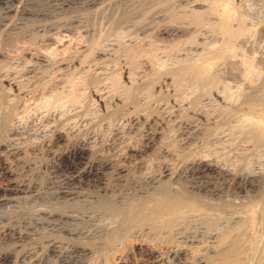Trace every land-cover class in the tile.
<instances>
[{"label":"bare ground","instance_id":"obj_1","mask_svg":"<svg viewBox=\"0 0 264 264\" xmlns=\"http://www.w3.org/2000/svg\"><path fill=\"white\" fill-rule=\"evenodd\" d=\"M57 1H60L61 8L64 10L72 9V7H78L83 11L93 10L98 6L101 7L103 3H106V0ZM154 1L157 3L155 2V4H153ZM159 1L161 0H110L109 3L107 2L108 4L106 6H103V8L107 11H114L116 8V10L112 12L113 14H111L115 19V24L119 28H127L129 26L134 27V25L137 23V20L143 16L144 11L148 13V11H151L154 6L159 7ZM166 1L170 2V0ZM173 1L177 3V7H182V9L185 10L190 9V7L189 9H186L189 5H192L191 7L194 9H201V11L197 10V13L192 12L193 16L190 14L192 16L191 18L193 19L189 22H191V25L193 24L197 28H203L205 26L207 23L206 21L208 20V13L211 14V16L209 15L210 18L215 13H219L217 22L215 21L211 24L208 22L210 25H206L207 27H204L203 30H207V28H209L211 32L221 35L220 38L222 40V47L220 48L222 52H217L214 50L215 52L212 54L213 56L210 55L212 59L208 57V60H204L201 63L194 62L186 65L183 68H176L174 70L172 68V72H162L157 75L154 81L151 80L154 84L150 82L153 84V87L155 86L157 88H161L165 83L170 84V81L173 83L175 88L177 86H180L181 88L184 82L189 84V86H196V89L199 90L198 95L192 102L187 103V106H190L185 110L187 112V118L179 119L177 125V127H179V134L174 138L173 142L175 141V143L178 144V147H184L183 145L187 144L189 141L191 142V140H196L199 141L200 144L203 143V146H199L197 149L190 150L187 153V158L184 156L185 159L177 163L173 169L169 168L168 163L159 159V155L162 151L160 149L161 151L158 150L157 152L158 159L155 161L156 164L154 165L156 169H153L152 171L150 170V172L146 171L147 173L145 172L138 176L133 175L131 172L133 169L137 168L140 170L141 168L145 167V164L141 161L132 164L134 161H129L131 158L130 153H147L149 148L156 141L157 137L162 136L164 134L163 132L166 131L167 128H170V126L172 127L173 123H170V121L174 116H171L172 114H170L167 117H164L161 116L159 112L154 111H149L147 114L142 115L141 109L138 106V108H134L135 111H131L133 108L131 109L129 107L131 110L130 112L127 111L128 113L124 117L126 124L130 127L136 125L138 122L142 123H139L140 125H143L142 130L139 129L140 139L135 144L129 142L131 144L128 143L123 148L121 153H117L115 150L116 153L114 155H118L119 157L118 163L116 165H112L111 159L107 158L99 161H89L86 159L83 155L84 146L87 144V137L83 138L86 134H83L82 132H77V134H74L72 137L68 136L69 138L65 141L66 145L62 148L59 147L57 150L54 149L59 146V143L63 140L62 132L58 129V127L53 131L52 135L45 136L39 142L27 141L24 142V145L22 142L17 143L13 139V136H16V132H12L11 130L13 123L19 118V116L33 108L34 104L38 102L43 95L56 91L62 87L63 81L57 82L55 77L54 80H52L51 83L49 82L48 85L43 84L44 86L39 85L36 88L33 87L29 90H23L20 86L11 83L9 79L10 75L6 71V79L4 81L6 84L5 86L4 84H1L2 86L0 87L2 92L0 93V207L8 209V214L4 215L0 213V236L3 239L9 240L12 245H10V242H8L5 245H10V248H3L2 241H0V264H113L112 259L116 253L126 252L127 254L129 253V250L136 251V249L139 247H145L142 250V253L144 254L147 253L153 256L155 253H159L160 255H166L165 257L168 256V258L173 257L172 259H178V255L181 253L180 250L184 249L187 244H192L195 242L196 238L200 237L215 239L217 237H211L212 234L208 232V226H204L203 222L200 221H202L206 215H209L208 212H212L214 215H220L227 211L226 207L224 208L217 203H211L205 198L208 197V195L213 196V199L214 197H222L224 192H222V189L211 188L204 184L203 180L210 178L211 175L215 173L214 171H216L214 168H212L214 162H207V164H204L202 163L201 158H196L195 156H197L202 151L201 149L204 147V145L209 143V140L215 135V131H217L213 127L211 129H207L206 127L217 124L218 119L216 121V117H208L206 113L200 111L201 108H198V104L194 106L193 104H196L197 101L202 100L205 96H213L220 100L222 88L218 87L219 83H226L227 85L234 84L236 85L237 89L241 91L244 90L246 85L245 82L248 80V77H241V65H239V63L236 61L234 62V60L231 61V56L233 57V53L230 56L231 60L229 55L235 47L234 43L236 41L245 39V35L252 27L248 26L250 27L248 29L246 26L247 24H245L241 16L242 14H239L237 15V18H234L235 15H233V12L230 11L232 6L230 10L229 7L226 9V6L230 5V2L227 3L228 0H225L226 2L223 0H209V3L205 1L206 6L210 4L208 5L210 6V12H208L209 10L207 11L205 9V11H203L205 13L202 12L205 6V3H202L204 0H201L202 2L197 0ZM29 2L30 0H0V63L9 64L10 62L21 57L28 59V57L31 56L30 46L25 47L22 50H19L17 46L18 43L23 44L26 42V38H28V34H30L29 32H36L38 35L39 33L43 32L41 41L45 42L51 40L50 33L54 31L57 26L54 28L53 25L34 24L32 26V31L30 28H28V26V30L22 28L26 26V23L23 22L24 19L21 17L25 16L27 18L28 16H31L40 18L48 16L45 14L46 11H44V8L43 10L39 9L40 11L29 10L27 8V4ZM162 2L165 3L164 1ZM114 6L116 7L114 8ZM161 7L155 12L153 11L154 13L152 14L153 21L154 19H157L156 17H158L157 21L159 24L157 27L160 28L155 36H157V34H161V32H165V34L166 32H175L176 35H187L191 25H188L186 22L188 19V16L185 14L186 11H182L185 16L175 13L171 14L170 16L167 15V17L164 14V12L166 13L165 9ZM14 15L19 17H15ZM146 16L148 17V15ZM83 18L84 16L71 17L70 19L66 18L67 21L64 20L65 22H62L58 25L57 29L60 33L57 34H68L67 38H71L69 42H67L68 45L71 44L74 39V36L71 37L74 29L80 24H83ZM167 19H170L169 24L167 23L168 25L164 26L160 24ZM171 19L173 20L171 21ZM143 21L150 22L149 20L145 19ZM109 22L110 21H108V23ZM185 22L187 25H185ZM150 23L140 24V26L135 29V32L137 34L139 32L140 34L145 33L146 31L150 30ZM109 24H106V26ZM151 26H153V24ZM17 29L24 30L21 33H15L14 31ZM128 29H130V27ZM203 30L201 29L199 32H202ZM209 30L206 32H210ZM253 31L251 30L252 33ZM116 32L117 31H115L113 34ZM196 32H198V30ZM196 32L195 34L197 36ZM251 32L248 33V35H251ZM205 33L204 35H207ZM199 34L200 33H198V35ZM209 35L210 33H208V36ZM248 35V39L251 38V36L249 35V37ZM210 36L209 38H213ZM64 38H66V36L62 35V37L58 39L57 43L61 42L60 40ZM242 42L245 41L243 40ZM242 42L237 43L238 45H241ZM174 47L177 48L176 45H174ZM134 48L136 49V47ZM143 48L144 47H139L137 48L138 50H136L141 52V54L142 52L146 53V49ZM48 50L50 49H46V51ZM64 50H66L65 47ZM134 50L129 52L135 55L137 52ZM151 50H148V56L149 61L153 62V53L155 51L153 52V49ZM137 55L138 54H136V57ZM36 60H38L40 63L43 62L42 60L40 61V57L38 59L36 58ZM63 60L64 59H60L57 61V63H65V60ZM69 60V63L74 64L77 62V60L73 59V57ZM246 62L247 61L244 60V63ZM220 65H223L224 68H222ZM214 66H220L219 68L224 69V71L219 69L222 71V73L213 76L211 75L210 71L214 70ZM246 67L247 66H245V68ZM87 79L89 80L86 85L89 86L91 90L89 92V97L95 98L98 96L97 94L99 91H93L92 88L97 84V82L92 80L93 77ZM114 82V85L116 86V79ZM186 83L184 86H186ZM149 86L152 87V85ZM247 88L249 87L247 86ZM251 89L252 92L250 94H254V97L257 98V96H255L257 93L260 94L264 92V80H261L260 86ZM226 92H228V89H226ZM59 96L60 95L56 96L54 99L55 101L52 103L51 110L54 108L55 103L59 101ZM172 97H175V95H165L163 97L165 98L164 102L170 103L172 104L173 108H176L180 103ZM248 97L250 96L248 95ZM11 100H13L12 103H10ZM161 100L159 99V101ZM244 100L245 99L242 101ZM71 102H77V87L75 86L73 89ZM260 102L257 100L256 102L240 103L237 105L238 109L236 110L239 112L241 111L242 114L244 113L243 116L246 114L250 115V117L248 116L250 119L251 115L253 120L258 119V117H263L261 114L264 111V107L260 104ZM134 104L137 103L135 102L133 105ZM129 106L132 105L129 104ZM229 106L231 107L232 105ZM234 108H236V106L232 109ZM237 112H234L235 115ZM234 113L228 109L226 115L223 116H234ZM222 114H224V112ZM255 115H258V117L254 118ZM178 116L179 115H177V117ZM224 120L228 122L230 118L228 117ZM263 122L258 123L261 124ZM169 123L171 125L168 127ZM258 123L255 122L249 124V129L247 132L243 131L244 133L240 138V142H251V146L255 149H258L260 146L264 147V128H262L264 125L261 124V126ZM119 134H113V137H111L109 142H103L99 140V144L101 143V146L103 147L100 150L102 151L104 148L107 149L108 146V148H111L113 145L111 141L117 142L118 139L120 140ZM50 155L52 157L48 161L40 160L38 157L40 156L43 158V156L46 157ZM188 155H190V157H188ZM131 164L134 166L132 169L131 166H129ZM18 166L20 168L22 167L23 169V172L21 171L22 173L20 174L15 172V169L16 167L18 168ZM36 168H38V172L40 171L39 168L51 169L53 176L50 177L51 179L49 178L47 184L41 185L42 182L37 180L39 178L36 179L38 181L37 182L35 180L37 176L34 177V179L32 177L31 179L27 178L28 175L26 173L32 170L35 171ZM109 168H113V175L111 178H106V170ZM33 171L32 173L34 174ZM62 172H68L70 175L68 174L69 176L64 177V175H61ZM59 178L63 179L58 180ZM45 179L47 180V178ZM181 179H185L187 183L186 186H182L181 184L177 183V181ZM261 179L264 180V176H262ZM79 182H95L97 184L96 187L98 191L93 193L91 192V194H89L90 192H88V194H82L81 192L76 191L75 185ZM230 183L229 184L239 190V192L240 190L244 191L253 188L254 186L251 184V182L244 183L242 185L239 179H233ZM43 189L44 191H42ZM261 190H263L261 192L264 193V189L262 188ZM100 192L104 195L109 193L110 195L111 193L118 194L116 201L115 198L112 199L114 203H116L115 206L111 208H109V206L108 208H101V206L99 207L98 204L96 205L98 208H94L93 204L97 203L101 199L99 197L100 195H98ZM20 194L27 195L26 199L28 201H26V203L32 201L35 204V202L39 201L37 206H42L44 208L30 211L26 210L22 205H12L14 202H19H17L15 199H12L11 196H18ZM204 194H207V196L204 197ZM66 196H75L74 199L76 200L81 198L82 202H80L78 206H73L72 203L69 202V204H66V202L61 201V199H64V197L66 198ZM108 197L109 196H107V199ZM84 198L86 199L82 200ZM256 198L260 199L257 196ZM103 199H106V197ZM256 200L255 202H257ZM253 202L250 203L253 204ZM42 203H55L54 205L56 206H44ZM76 203L77 202L75 201V204ZM28 206L31 207L30 205ZM105 206H107V203ZM252 206L247 210H241L240 213L236 212L235 207L230 210L231 215H236L235 217L232 216L234 221L240 225L234 232L232 231L230 238L228 237L227 239L226 236L224 237L226 238L224 239L226 240V243L223 242V244L220 245V250L218 251L217 256L214 258V260L216 259L214 261L215 263L264 264V204L261 205V209H257V207L253 208ZM207 217L205 219H207ZM106 220L110 222L105 224V222H107ZM206 222H210V220ZM215 223L217 222L215 221ZM203 261L202 259L197 261L194 260L193 264H205L206 262Z\"/></svg>","mask_w":264,"mask_h":264},{"label":"rangeland","instance_id":"obj_2","mask_svg":"<svg viewBox=\"0 0 264 264\" xmlns=\"http://www.w3.org/2000/svg\"><path fill=\"white\" fill-rule=\"evenodd\" d=\"M109 1L106 0L105 1L106 3H103L101 7L100 6L96 7L95 9H93L94 11L93 10L83 11L78 7H72V9L64 10L61 8L60 1L57 0H30V2L27 4V8L33 11H40L43 10L44 8V11H46L45 14H47L48 16H44L40 18L31 17V16H28L27 18L25 16L21 17L22 19H24L23 22L26 23V26L22 28L26 30L30 28L32 31V26L34 24L53 25L54 28L55 26L57 27L55 28L54 31L50 33L51 36L50 41H45V42L41 41L43 32L39 33V35L36 32L34 33L32 32L33 34L29 32L30 34H28V38H26V42H24L23 44L18 43L17 46L19 50H22L25 47L30 46L31 56H29L28 59L21 57L17 60L10 62L9 64L0 63V87L3 84L5 86L6 84L4 83V81L6 79L5 74L7 72L10 75L9 79L11 83L20 86L23 90H29L33 87L36 88L39 85L42 86L48 85L49 82L51 83V81L54 80L55 77H56L55 80L57 82L63 81V85L56 91L43 95L42 98L34 104L33 108L29 109L27 112L19 116V118L11 126L12 132H16V136H13V139L17 143L22 142L23 145L24 142L27 141L39 142L45 136L52 135L53 131L58 127V129L61 130L62 132L63 140L59 143V146H57L54 149L57 150L59 149V147L62 148L66 145L65 141L69 137L74 136V134H77V132L78 133L82 132L83 134H86L83 138L87 137L86 138L87 144H85L84 146V155H83L86 159H88L89 161L90 160L99 161L104 158H107V159H111L112 165H116L118 163V158H119L118 155H114L116 151L117 153H121V151H123V148L129 142L135 144L140 139L139 133L143 127V125L140 124L142 123L138 122L136 125L130 127L126 124L124 117L128 112H130L132 108L133 109L131 111H135L134 108L139 107L141 109L142 115L147 114L149 111H154V112H159V114L164 117H167L170 114H172L171 116L174 115L175 117L173 116L170 121V123H173L172 127L170 126L171 124L169 123L168 127L170 126V128H167L166 131L163 132L164 134L162 136L157 137L154 144H152V146L149 148V151L146 150L147 153H143V152L130 153L131 158L129 161H134L132 164L137 163L139 161H141L142 163L144 162L145 164L144 167L145 169L144 168H141L140 170L137 168L133 169L131 171L132 174L138 176L142 173H145L146 171L150 172V170L152 171L153 169H156L154 165L156 164L155 161H157L158 159L157 152L160 149L162 151L160 150L161 154L159 155V159L168 163L169 168L173 169L177 163L187 158V153L190 150L197 149L199 146H203V143L200 144L199 141L196 140H191V142L189 141L187 144L183 145L184 147H178V144L175 143V141L173 142L174 138L179 134L178 131L179 127H177L178 121L180 118L183 119L187 118V112L185 110L187 107H190L187 106V103H190L194 99H196L199 90L196 89V86H189V84H187L186 82H184V84L186 83V86L182 84L181 88L180 86H177L175 88V86L171 81L170 84L165 83L162 85L161 88H157L155 86L153 87L154 83L152 81H154L157 75L162 72L163 73L169 71L172 72V68L173 70L176 68H183L186 65L194 62L201 63L204 60H208L209 58L212 59L210 55L213 56L212 54L215 51L222 52L220 48L222 47L221 46L222 40L220 38L221 35L219 34L217 35L211 32L209 28H207V30L206 29L203 30L204 27L206 28L211 23H214L215 21L217 22V17L219 13H215L214 15L212 14L213 16L211 18H214L215 20L211 19L209 17V15L211 16V14L208 13L207 14L208 20L206 21L207 23L205 24V26L203 28H197L193 24L191 25V22L189 21L193 19L191 18L193 16L192 12L197 13L198 12L197 10L201 11V9H194L191 7L192 5L191 6L189 5L186 9H189L190 7L191 10L190 9L185 10L182 9V7H177L176 5L177 3H175V1L173 0H170V2L169 1L167 2L166 0H161L159 1L160 3L159 7L154 6L151 11H148V13L144 11L143 16L140 17L141 19L139 18L137 20V23L134 25L135 28L133 26H129L130 29H128L129 27L119 28L115 24L114 21L115 19L111 14H113L112 12L116 10L115 8L116 6H114L115 8L114 11H107L106 9L103 8V6H106L109 3ZM162 1H164L165 3H163ZM197 1L202 2L201 0H197ZM205 1L209 3V0L208 1L204 0L202 2L203 4L205 3L202 12L205 11V9L207 11L210 9L209 8L210 6H208L210 4L207 3L208 5L206 6ZM155 2L156 1H154L153 4H155ZM229 2L230 5L227 4ZM227 3L226 4L228 6H226L227 7L226 9H228L229 7L230 10L232 6L230 11L233 12L232 13L233 15H235L234 18H237V15L242 14L241 16L245 24H247L246 26L252 27L250 30H248V33H250L251 30L252 31L254 30L253 33L251 32V35L249 34L251 38L248 39L247 37L248 33H247L245 35V39L241 38L242 40L236 41L234 43L235 47L233 46L235 49L233 48V51H231L229 55L230 58V56L233 53V57L231 56L232 60L231 58L230 60L231 61L234 60V62L236 61L239 63V65H241L240 67L241 77L244 78L248 77L247 78L248 80H246L245 82L246 85L244 90L242 89L243 91L237 89L236 85L234 84L227 85L226 83H219L220 85L218 84V87L222 88L220 93V100L216 99L213 96H205L202 100H199L196 102V104H193V106L198 104V108H201L200 111L206 113L208 117L214 116L216 117L215 118L216 121L218 119L217 124L209 125L206 127L207 129H211L213 127L217 131H215V135L209 140V143L204 145L203 148L201 147L202 151L197 156H195L196 158H201L202 163L204 164H207V162H214L212 168L216 170L214 171L215 173L211 175L210 178H207L203 181L205 185L215 189H222V192H224L222 197H214V199L212 198L213 196L208 195V197H205L207 196V194L203 195L211 203H217L224 208L226 207L227 209L226 212L220 215H214L212 214V212H208L209 215H206L203 218L204 221L203 219L202 221H200L203 222L204 226H208V232L212 234L211 237L217 236L216 237L217 239L211 238L212 239L211 240L210 238H200V237L196 238L197 240L195 239V242H193L192 244L191 243L187 244V246H185L184 249L180 250L181 253L178 255V259L175 258L172 259L173 257L168 258V256L165 257L166 255H160L159 253H155L153 256L147 253L144 254L142 253V250L145 247H139L136 249V251L129 250V253L127 254L126 252L116 253L114 258L112 259L113 264H193L194 260L197 261L199 259L200 260L202 259V261L204 260L203 262H206L205 264H209V263L216 264L217 262L216 263L214 262L216 260V259L214 260V258L217 256V253L220 250L221 247L220 245H222L223 242L226 243L225 242L226 240H224L226 238L224 237L226 236L227 239L228 237L230 238L232 235L231 234L232 231L234 232L236 228L240 225L234 221L233 217H235L236 215L234 214L231 215L230 210H232L235 207L236 212L240 213L241 210L242 211L247 210L251 208L252 205L253 208L257 207V209H261V205L264 204V200H263L264 193L261 192L263 191L261 189L262 188L264 189V185H263L264 180L261 179V177L264 176V149H263L264 147L260 146L258 149L257 148L255 149L251 146V142L248 141L240 142V138L242 137L243 133L247 132V130L249 129V124L264 121L263 120L264 111L261 114L263 115V117H261L263 120L262 121L261 118L258 117V115L254 116V118L258 117V119L253 120L252 115L250 119L249 118L250 115L246 114L247 116L246 115L243 116L244 113L242 114L241 111L239 112L238 110H236L238 109L237 108L238 104L245 102L247 103L256 102L257 100H259L260 102L261 97L264 96V92L260 94L257 93V95H255L257 96V98L254 97V94H250L252 92L251 88L254 89L260 86L261 80H264V0H228ZM162 5H164L165 7ZM170 6L176 10L172 9ZM160 7L164 8L166 13L169 12L167 14L164 12L166 16L167 15L170 16L171 14H175V13L176 14L179 13L178 15H184V16L186 14L188 16L186 22L188 25H191L188 34L183 36L179 34L176 35L175 32L174 33L166 32V34L165 32H161L162 35L157 34V36H155V34L160 30V28L157 27L159 24L157 21L158 17H156L157 19L156 20L154 19L153 21L152 14ZM168 9H172V10H168ZM192 9L196 11H193ZM182 11L183 12L186 11V13L183 14ZM208 12H210V10ZM146 15H148V17ZM14 16L19 17L17 15ZM76 16H84L83 18L84 20H82L83 24H80L77 28L74 29L73 33L71 34L72 35L71 37L74 36L73 38L75 40L73 39L74 42L72 41L71 44L68 45L67 42H69L71 38L70 37L67 38L68 34L58 35L57 33L60 32L57 28L60 23L67 21L66 18L70 19L71 17L73 18ZM144 19L149 20L151 23L148 21H143ZM172 20L173 19H171V21ZM108 21H110L111 23L109 22L110 23L109 24ZM169 21L170 19L169 20L167 19L166 21H163L160 24L166 26L169 24ZM144 22H146L147 24L150 23L151 25L153 24V26L149 25L150 30L146 31L143 34H140V32L137 34L135 32V29L138 26H140V24H146ZM186 22L185 25H187ZM106 24L109 25L106 26ZM110 25L111 27L112 26L113 27L111 28ZM250 27H248V29ZM196 28L198 32H196L197 31ZM24 29L21 30L17 29L14 32L21 33ZM199 29L200 30L202 29L204 33L209 30L210 32L208 33H210V35L212 33L213 35V36L212 35L209 36L213 38H209L207 32L205 33L207 35H204L203 31L199 32L200 31ZM115 31L117 32L113 34ZM195 32L199 37L202 34L201 37L200 38L197 37ZM198 33L200 34L198 35ZM109 34L112 36H110ZM62 35L66 36V38L60 40L61 42L57 43L58 39L62 37ZM243 40L245 42H242ZM237 42L238 43L242 42V44L238 45ZM174 45H176L177 48H175ZM64 47L66 50H64ZM130 47L132 48V50L135 49L134 47H136V49L139 47H144L147 52L146 53L142 52L141 54V52L137 51L138 49L137 50L135 49L134 51H136L137 52L136 54H138L136 57V54L133 55L132 53L129 52V51L132 52ZM46 49H50V50L46 51ZM149 49L150 50L153 49V52L155 51L153 53V62L149 61V56H148ZM39 57H40V61L41 60L43 61L42 63L36 60V58L38 59ZM72 57L73 59L77 60V62L74 64L69 63L70 61L69 59ZM60 59H64L65 63H57V61ZM244 60L247 62L244 63ZM220 66L224 68L223 65ZM245 66L247 67L245 68ZM219 67L214 66L213 68L214 70L210 71L211 75L213 76L219 75L222 73V71L220 70L224 71V69ZM92 77H93L92 80L97 82V84L94 85L92 89L93 91H97V90L99 91L97 94L98 96L95 98L89 97V92L91 90L89 86L86 85L89 80L87 78H92ZM115 79L117 83L116 86L114 85ZM150 82L153 84H151ZM137 84H139L140 86ZM149 85H152L153 88ZM74 86L77 87V102H71ZM247 86L250 89L247 88ZM135 87L136 89L137 88L138 89L136 90ZM226 89H228V92H226ZM181 91L182 92L184 91L183 95ZM0 93H2L1 89H0ZM169 94L170 95L174 94L175 97L172 98H175L177 102H179L181 105L179 104V106L173 108L172 104L165 103L164 99L166 97L165 98L163 97ZM58 95H60L59 101L55 103L54 108H52L51 110L52 103L55 101L54 99ZM248 95L250 97H254L255 99L248 97ZM159 99L162 100L159 101ZM243 99L245 100L242 101ZM12 102L13 100L10 101V103ZM135 102L137 103L134 104L136 107L133 105V103ZM234 103L237 104L235 105ZM129 104L132 106H129ZM260 104L264 107V97H262ZM229 105L232 106L230 107ZM235 106L236 108L232 109ZM228 109L232 111V113L234 112L236 113L238 111L239 114L237 112L236 115L235 113L234 116L232 115L233 117L231 115L223 116L226 115ZM223 112L224 114H222ZM177 115L179 116L177 117ZM228 117L230 118V120H228L227 122L224 119ZM263 123L261 124L264 125ZM258 124L261 125L260 123ZM262 128H264V126H262ZM115 133L116 134L120 133L119 134L120 140L118 139L117 142L111 141V143L113 144L111 148H108L109 147L108 146L107 149L104 148V150L101 151L100 149L103 147L101 146V143L99 144L98 141L100 140L103 142L105 141L109 142L111 137H113V134ZM38 157L40 160L48 161L51 159L52 156L51 155L46 157L43 156V158L40 156ZM188 157H190V155H188ZM132 164L129 165L131 166V169L132 167H134ZM39 170H40L39 172H38V168H36L35 171L32 170L34 174L32 173V171H28L26 173L28 177L27 176L26 177L30 179L32 177L34 179V177L37 176L35 180L39 178L37 180L39 182H42V184L41 183L39 184L45 185L48 183L49 178L53 176L52 171L51 169H44V168L41 169L39 168ZM21 171L23 172L22 167L21 168L19 166L18 168L16 167L15 169L16 173L20 174L22 173ZM68 174H69L68 172L61 173V175L62 176L64 175V177L70 175ZM112 175H113V168L107 169L106 178H111ZM44 177L47 178V180ZM62 179L63 178H59L58 180H62ZM233 179H239L242 185L244 183L251 182V184L254 186L253 188L244 191L240 190L239 192V190H237L232 185H230L231 184L230 182H232ZM177 183L181 184L182 186L187 185L185 179H181L177 181ZM96 185L97 184L95 182H86V183L79 182L76 183L75 186H76V191L81 192L82 194H88V192H90L89 194H91V192L93 193L98 191ZM42 191H44V189ZM98 195H100L99 197L101 199L99 200L100 202L98 201L97 203L93 204L94 208L95 207L98 208L96 206L98 204L99 207L101 206V208L104 207L108 208V206L109 208H111L115 206L116 203H114L112 199L115 198L116 201V197L118 194L111 193L110 195L109 193L107 195H104L103 193L100 192L98 193ZM107 196H109L108 199ZM256 196L259 197L260 199L256 198ZM26 197L27 195L25 194H20L18 196H11L12 199H15L17 202H19V203L14 202L12 205L14 206L22 205L26 210H30V211H35L37 209L44 208L42 206L40 207L37 206L39 201L35 202V204L32 201L26 203V201H28ZM105 197L107 200L103 199ZM74 198L75 196H66V198L64 197V199H61V201L66 202V204L69 202L72 203L73 206H78V204L82 202L81 198L77 200ZM85 199L86 198L82 200ZM255 200L257 202H255ZM75 201L77 202L76 204ZM250 202L251 203L253 202V204H251ZM106 203L107 206H105ZM111 203L113 204V206ZM54 204L55 203H47V204L44 203L43 205L56 206ZM28 205H30L33 208L29 207ZM0 213L6 215L8 214V209H4V207H0ZM206 217L207 219H205ZM229 218L231 221L229 220ZM209 220L210 222H206ZM106 221L107 222H105V224H108L110 222V221L108 222V220ZM215 221L217 223H215ZM0 241H2L3 248H8V247L10 248V245H12V243L9 240L3 239L1 238V236H0ZM8 242H10L9 243L10 245L9 246L5 245Z\"/></svg>","mask_w":264,"mask_h":264}]
</instances>
